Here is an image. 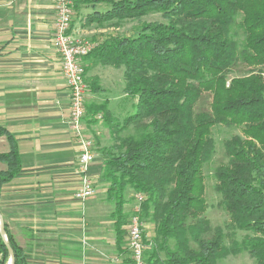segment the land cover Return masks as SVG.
I'll list each match as a JSON object with an SVG mask.
<instances>
[{
    "label": "trees",
    "instance_id": "1",
    "mask_svg": "<svg viewBox=\"0 0 264 264\" xmlns=\"http://www.w3.org/2000/svg\"><path fill=\"white\" fill-rule=\"evenodd\" d=\"M71 1L77 12L103 5L87 18L102 26L163 16L128 34L94 35L98 45L86 56L123 67L124 93L138 99L137 111L123 117L107 103L86 104L84 116L86 126L95 125L96 117L111 132L112 141L102 150L101 180L106 201L115 205L119 244L136 195L142 194L141 219L155 227L154 237L145 234V244H151L147 264H221L242 252L253 264H264V0ZM87 80L88 93L103 90L98 76ZM206 97L209 105L200 108ZM216 125L237 130L224 141L227 162L212 172L217 206L230 218L224 225L206 215ZM0 137L9 144L0 152L1 192L22 161L5 127ZM130 201L131 213H125ZM5 232L7 242L0 226V264L9 262L7 244L15 264H27L26 251L6 224Z\"/></svg>",
    "mask_w": 264,
    "mask_h": 264
},
{
    "label": "crops",
    "instance_id": "2",
    "mask_svg": "<svg viewBox=\"0 0 264 264\" xmlns=\"http://www.w3.org/2000/svg\"><path fill=\"white\" fill-rule=\"evenodd\" d=\"M102 8L96 4L73 14L72 32L92 40L88 32L105 31L85 24ZM55 19L53 0H0V127L13 135L22 161L21 171L1 189L0 213L26 251L27 264H132L126 235L119 244L115 205L106 201L101 180V152L110 145L111 132L96 117V127L86 126L95 139L97 158L89 175L96 193L86 202L75 196L82 179L80 148L69 127L71 95L53 41ZM83 64L87 77L98 76L104 88L88 93L86 104L107 103L113 114H127V104L120 103L127 97L124 69L96 63L90 56ZM8 150L6 137H0V152ZM132 205L125 204L126 213ZM145 234L147 239L155 236L153 223L145 222Z\"/></svg>",
    "mask_w": 264,
    "mask_h": 264
},
{
    "label": "built area",
    "instance_id": "3",
    "mask_svg": "<svg viewBox=\"0 0 264 264\" xmlns=\"http://www.w3.org/2000/svg\"><path fill=\"white\" fill-rule=\"evenodd\" d=\"M56 9L53 41L61 56V70L66 84L70 89L71 105L69 127L80 148L78 155V170L81 173V184L75 193L78 200L86 202L96 193V186L89 175L92 164L96 161L95 143L86 132L84 116L89 84L83 59L98 45L72 32L73 7L71 0H53ZM142 194L136 195L134 210L127 226V247L132 264H147L145 244V222L142 221Z\"/></svg>",
    "mask_w": 264,
    "mask_h": 264
},
{
    "label": "rangeland",
    "instance_id": "4",
    "mask_svg": "<svg viewBox=\"0 0 264 264\" xmlns=\"http://www.w3.org/2000/svg\"><path fill=\"white\" fill-rule=\"evenodd\" d=\"M102 9H104V8H102ZM79 13H80V11L77 12L75 10L74 11L75 17H77V15ZM162 20H163V16L161 14H150V15L142 18L141 21L124 20L120 27H114L110 23H107V22H105L103 24V26H104L103 27L102 25L88 23L87 19L85 21L86 22L85 24L89 28L90 27L106 28V29H104L105 31L88 32L89 33L88 36L90 35L89 38H91V37H94V35H110L111 33L112 34H114V33L115 34H128V33H131L132 29L134 30L135 28L139 27V25L143 22L162 21ZM121 68L123 69V67H121ZM115 82L116 81H114V99H117L119 97V88L117 87ZM103 90H104V88H103ZM89 93H94V92H89ZM121 102L123 104H127V107L129 108L130 113H132V112L135 113L138 109V106H137L138 99L137 98L127 96V97L121 99L120 103ZM209 102H210V98L206 97L199 103V107L200 108L207 107L209 105ZM123 116H124V114L121 115V117H123ZM220 126H223V125H216L213 127V134L215 132L214 137L216 139L217 147H216L215 155L213 156L212 160L208 163V165H210V164L212 165V168L209 169L210 170L209 171L210 172L209 179L208 180L206 179V181H205V183H206L205 198H206L207 203L209 205V208L207 210L206 215L211 219L212 223L215 225H224L225 223H229L230 218L226 212H224L222 209H220L217 206L219 195L214 190L213 184H214L215 180L212 176L213 167L219 166L220 164L227 162L228 157L225 154V152H223L224 151V141L227 140L228 138H230L233 134L237 133V130L233 127H227V126L220 127ZM94 127H96V125H94ZM94 130L96 132H99L100 134L102 132V131H99L97 128ZM107 132L108 131L103 130L104 134ZM89 136H91V135H89ZM92 139L95 141V139L93 137H92ZM219 151L222 152V154H219ZM101 154H102V152H101ZM208 165H207V169H208ZM97 190H98L99 195L103 194V191L101 190V188H98ZM225 231L226 232L228 231L227 228H225ZM241 235H242V233H239L238 239L241 238ZM126 239H127V235H126ZM226 242L227 243L229 242V240L227 238H226ZM9 261H10V259H9ZM253 262H254V260L249 256V254L247 252H242L239 255L229 256L228 258L222 260L221 264H253ZM8 264H9V262H8Z\"/></svg>",
    "mask_w": 264,
    "mask_h": 264
},
{
    "label": "water",
    "instance_id": "5",
    "mask_svg": "<svg viewBox=\"0 0 264 264\" xmlns=\"http://www.w3.org/2000/svg\"><path fill=\"white\" fill-rule=\"evenodd\" d=\"M0 226H1V234L5 240V242H7V237H6V232H5V225H4V220L3 217L0 213ZM8 250L10 252V261L9 264H15V254L13 249L7 244Z\"/></svg>",
    "mask_w": 264,
    "mask_h": 264
}]
</instances>
